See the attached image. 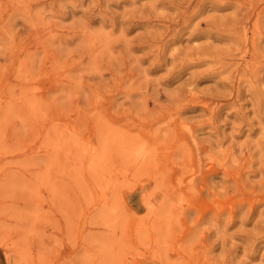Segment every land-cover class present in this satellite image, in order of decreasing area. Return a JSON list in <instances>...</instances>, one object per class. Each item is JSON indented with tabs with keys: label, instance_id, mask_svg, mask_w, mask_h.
Here are the masks:
<instances>
[{
	"label": "rangeland",
	"instance_id": "obj_1",
	"mask_svg": "<svg viewBox=\"0 0 264 264\" xmlns=\"http://www.w3.org/2000/svg\"><path fill=\"white\" fill-rule=\"evenodd\" d=\"M0 264H264V0H0Z\"/></svg>",
	"mask_w": 264,
	"mask_h": 264
},
{
	"label": "bare ground",
	"instance_id": "obj_2",
	"mask_svg": "<svg viewBox=\"0 0 264 264\" xmlns=\"http://www.w3.org/2000/svg\"><path fill=\"white\" fill-rule=\"evenodd\" d=\"M110 191V190H109ZM234 211V210H233Z\"/></svg>",
	"mask_w": 264,
	"mask_h": 264
}]
</instances>
